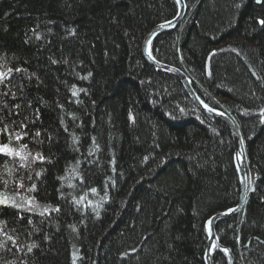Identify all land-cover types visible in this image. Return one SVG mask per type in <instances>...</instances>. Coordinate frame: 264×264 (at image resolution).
<instances>
[{"label": "trees", "instance_id": "obj_1", "mask_svg": "<svg viewBox=\"0 0 264 264\" xmlns=\"http://www.w3.org/2000/svg\"><path fill=\"white\" fill-rule=\"evenodd\" d=\"M186 3L151 53L236 123L254 186L216 231L235 264H264V0ZM177 14L176 0H0V144L19 153L0 154V264H206L207 220L241 186L228 125L144 57Z\"/></svg>", "mask_w": 264, "mask_h": 264}, {"label": "water", "instance_id": "obj_2", "mask_svg": "<svg viewBox=\"0 0 264 264\" xmlns=\"http://www.w3.org/2000/svg\"><path fill=\"white\" fill-rule=\"evenodd\" d=\"M178 4V14L173 19L162 22L158 25H156L150 32L145 36L142 46V51L144 54L145 59L148 63H150L155 68L171 73L178 77L182 84L184 85L186 91L188 92L189 96L195 103V105L198 107V109L203 112L204 114L213 117L215 119H218L225 124L228 125L232 138L234 141V163L236 166V170L238 173V178L240 181L241 186V195L238 204L236 207L227 209L225 211H220L212 215L208 221H207V231H208V245L205 253V261L206 264H213L212 261V255L215 248L217 249H226L227 252H225L229 258L230 264H234V259L232 255V249L231 247H225L223 246L218 239V236L216 234V227L217 224L226 218L233 217L235 215H238L242 212L243 207L247 200V191H248V184H249V175L246 165V159L242 147V142L239 134L238 127L234 120L230 118L224 111L219 110L217 108H213L206 104L202 99L198 96L196 91L194 90L190 79L186 75L184 71H182L180 68H177L175 66L163 63L155 59L151 53V43L152 41L161 33L172 30L176 28L179 23L184 19L186 12H187V3L186 0H176ZM209 108L212 109V111H209ZM209 221H212V224L209 225Z\"/></svg>", "mask_w": 264, "mask_h": 264}, {"label": "snow or ice", "instance_id": "obj_3", "mask_svg": "<svg viewBox=\"0 0 264 264\" xmlns=\"http://www.w3.org/2000/svg\"><path fill=\"white\" fill-rule=\"evenodd\" d=\"M179 2V0H178ZM257 2H260V0H257ZM260 24L264 25V20H260L259 21ZM16 71H19V69H16ZM90 75V74H89ZM73 95H75V92L73 93ZM209 111H212V109L209 108ZM262 115H264V113H262ZM262 123H264V119L261 120ZM0 154H4V155H16L18 156L19 153H16L14 151V149L10 148L7 144H0ZM21 159H23V157H21ZM32 189H29V191H31ZM7 206V205H5ZM209 225L212 224V221H209L208 222ZM31 249H29L30 251ZM223 251L227 252L226 249H223Z\"/></svg>", "mask_w": 264, "mask_h": 264}, {"label": "bare ground", "instance_id": "obj_4", "mask_svg": "<svg viewBox=\"0 0 264 264\" xmlns=\"http://www.w3.org/2000/svg\"><path fill=\"white\" fill-rule=\"evenodd\" d=\"M142 46H143V43H142ZM252 172V171H251ZM249 173L250 172H248V175H249ZM252 174H253V172H252ZM255 175V174H254ZM250 176L251 175H249V184H248V191H247V196H248V194H249V192H250V187L252 186H254V182H252V181H250ZM255 178V177H254ZM241 195V194H240ZM236 207V206H235ZM244 207H245V205H244ZM244 207H243V209H244ZM233 208V207H232ZM230 209V208H229ZM208 221V220H207ZM216 234H217V236H218V239H219V242L223 245V246H225V247H230V246H226V245H224L222 242H221V240H220V237H219V235H218V233H217V231H216ZM208 239H209V236H208ZM208 245V244H207ZM232 249V248H231ZM215 250H221V249H217V248H215ZM221 251H223V250H221ZM223 252H225V251H223ZM232 255H233V251H232ZM233 259H234V257H233ZM230 262V261H229ZM234 264H235V262H234Z\"/></svg>", "mask_w": 264, "mask_h": 264}, {"label": "rangeland", "instance_id": "obj_5", "mask_svg": "<svg viewBox=\"0 0 264 264\" xmlns=\"http://www.w3.org/2000/svg\"><path fill=\"white\" fill-rule=\"evenodd\" d=\"M252 172H253V171H252ZM252 172H250L249 175H251V176H250V181L253 182V181H254V177H255V175H254V172H253V174H252Z\"/></svg>", "mask_w": 264, "mask_h": 264}]
</instances>
